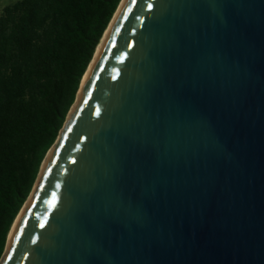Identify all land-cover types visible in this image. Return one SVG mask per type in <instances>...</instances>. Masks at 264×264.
Returning a JSON list of instances; mask_svg holds the SVG:
<instances>
[{
  "label": "water",
  "instance_id": "95a60500",
  "mask_svg": "<svg viewBox=\"0 0 264 264\" xmlns=\"http://www.w3.org/2000/svg\"><path fill=\"white\" fill-rule=\"evenodd\" d=\"M78 91L0 264H264V0H125Z\"/></svg>",
  "mask_w": 264,
  "mask_h": 264
},
{
  "label": "trees",
  "instance_id": "16d2710c",
  "mask_svg": "<svg viewBox=\"0 0 264 264\" xmlns=\"http://www.w3.org/2000/svg\"><path fill=\"white\" fill-rule=\"evenodd\" d=\"M119 2L16 0L0 12V258Z\"/></svg>",
  "mask_w": 264,
  "mask_h": 264
},
{
  "label": "bare ground",
  "instance_id": "6f19581e",
  "mask_svg": "<svg viewBox=\"0 0 264 264\" xmlns=\"http://www.w3.org/2000/svg\"><path fill=\"white\" fill-rule=\"evenodd\" d=\"M124 2H125V0H121V2H120V4H119V6H118V8H117V10H116V12H115L113 18H112V20H111V22H110V24H109V26L107 27V29H106V31L104 32V35H103V37H102L100 43H99L98 46H97L96 52H95V54H94V57H93L91 63L89 64V66H88V68H87V71H86L85 74H84V77H83V80H82L81 86H80L79 91H78V95H79V94L81 93V91H82V88H83V85H84V83H85L86 77H87V75H88L90 69L92 68V66H93V64H94V62H95V60H96L98 54L100 53L101 48H102V46H103V44H104V42H105V40H106V37H107L108 33L110 32V30H111V28H112L114 22L116 21L118 15H119V13H120V11H121L123 5H124ZM53 148H54V147H52V148L48 151V153H47V155H46V158L44 159L43 164L46 163V161L48 160V158H49L50 155L52 154V152H53ZM27 204H28V202L23 206V208L21 209L20 213L18 214V216H17V218H16V220H15L13 226H12V229H11V231H10V234H9V237H8V242H10L11 238L13 237V234H14V231H15V228H16V225H17V223H18V221H19V219H20V217H21V214H22L23 210H24L25 207L27 206Z\"/></svg>",
  "mask_w": 264,
  "mask_h": 264
},
{
  "label": "rangeland",
  "instance_id": "374dc122",
  "mask_svg": "<svg viewBox=\"0 0 264 264\" xmlns=\"http://www.w3.org/2000/svg\"><path fill=\"white\" fill-rule=\"evenodd\" d=\"M14 1H16V0H0V12L5 5H7L11 2H14Z\"/></svg>",
  "mask_w": 264,
  "mask_h": 264
}]
</instances>
